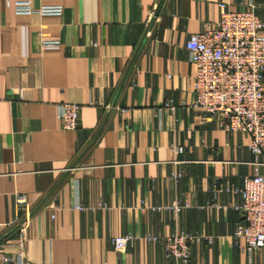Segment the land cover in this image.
<instances>
[{"label": "crops", "instance_id": "1", "mask_svg": "<svg viewBox=\"0 0 264 264\" xmlns=\"http://www.w3.org/2000/svg\"><path fill=\"white\" fill-rule=\"evenodd\" d=\"M220 2L264 19V0H0V259L15 252L23 194L25 264H174L163 238L180 231L212 238L191 244L192 264H246L228 206L240 197L215 187L255 172L250 136L194 108L185 47L216 26ZM61 102L81 105L77 129L62 128ZM174 202L189 205L159 209ZM125 234L137 238L117 251Z\"/></svg>", "mask_w": 264, "mask_h": 264}, {"label": "built area", "instance_id": "2", "mask_svg": "<svg viewBox=\"0 0 264 264\" xmlns=\"http://www.w3.org/2000/svg\"><path fill=\"white\" fill-rule=\"evenodd\" d=\"M219 9L220 19L216 26L191 34L185 44L190 60L196 66L193 106L216 120L225 131L250 136L255 172L246 176L241 185L225 187L217 184L215 191L240 197L239 202L234 200L228 204L242 215L234 229L235 245L246 257V264H264L255 261V255L264 250V173L259 169L264 166V161L259 159L264 152V19L256 13L253 3L244 10H232L225 2H220ZM16 10L18 13L35 11L28 1L19 2ZM39 11L60 14L62 7L42 6ZM165 107L175 109L170 102H166ZM80 110L81 105L77 103L58 104V118L63 129L78 128ZM176 150L180 153L183 147L177 146ZM182 176L180 170L171 173L175 182ZM16 202L24 217L18 227L15 252L4 254L0 264H25L27 260L31 204L23 194L17 195ZM188 205L174 202L159 209L178 212ZM76 208L84 209L80 204ZM136 238L133 234H125L114 236L111 241L117 251H123ZM144 238L150 242L160 239L153 234ZM200 240L211 241L212 238L201 233L175 232L163 238L164 252L174 259V264H192L190 247Z\"/></svg>", "mask_w": 264, "mask_h": 264}]
</instances>
